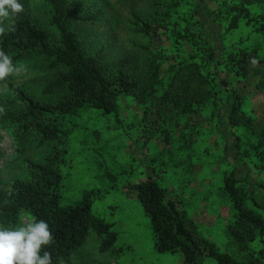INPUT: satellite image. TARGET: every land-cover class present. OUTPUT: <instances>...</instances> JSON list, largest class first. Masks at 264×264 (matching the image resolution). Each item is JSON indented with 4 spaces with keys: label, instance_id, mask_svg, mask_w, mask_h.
Here are the masks:
<instances>
[{
    "label": "rangeland",
    "instance_id": "obj_1",
    "mask_svg": "<svg viewBox=\"0 0 264 264\" xmlns=\"http://www.w3.org/2000/svg\"><path fill=\"white\" fill-rule=\"evenodd\" d=\"M29 1L36 8L35 15L46 21L49 8L43 7V0ZM222 1L134 0L130 7L118 0H90L93 9L103 2L106 12H115L120 20L114 54L129 52L133 40L150 45L152 53L142 51L139 55L144 64L161 63L164 67L183 61L202 63V75L208 80H204L203 89L212 87L221 106L216 108L212 99H206L198 111L177 114L171 107H160L154 95L140 103L120 93L117 109L110 114L83 107L75 114L58 116V123L68 133L59 161L60 202L74 204L90 192L93 213L116 233L110 250L97 253L89 243L76 264H186L180 252H158L154 248L149 219L134 186L148 178L181 201L198 231L221 252L244 263L261 248L264 251V239L248 244L249 254L231 237L234 211L223 190L224 176L234 171L238 184L246 189V204L264 218V169L256 167L254 149L264 134V89L260 86L264 77V33L257 30L256 23L245 19L237 28L228 29L230 15ZM131 8L152 22L149 15L155 13L157 23H162L154 43L145 36L119 31ZM261 11L258 5L250 8L253 16ZM159 14L164 15L158 18ZM105 29L95 30L99 33ZM177 32L184 37L177 38ZM211 49L212 61L205 63ZM241 49L251 52L257 61L250 65L248 77L239 79L229 57ZM30 71L33 75V69ZM32 75L24 69L11 81H0V97L14 98L19 89L35 90L40 81ZM206 76L214 78L213 82ZM159 78L156 96L169 81L163 72ZM233 89L243 96L241 109L250 119L248 126L231 128L226 121L225 96ZM233 134L239 138L238 148ZM0 149V180L8 182L23 176L24 157L15 151L11 134L2 129ZM47 150L32 145L26 157L39 158ZM20 222L27 225L31 219L22 213ZM203 262L216 264L210 257Z\"/></svg>",
    "mask_w": 264,
    "mask_h": 264
},
{
    "label": "trees",
    "instance_id": "obj_2",
    "mask_svg": "<svg viewBox=\"0 0 264 264\" xmlns=\"http://www.w3.org/2000/svg\"><path fill=\"white\" fill-rule=\"evenodd\" d=\"M118 1L134 6V0ZM21 3L24 11L13 18L14 30L0 36V49L12 56L14 63L23 65L30 75L33 69L32 76L40 82L32 92L19 89L14 98L0 97V129L11 134L15 151L24 157L25 163L23 176L8 182L0 180V227L22 226V213H26L31 222L43 219L49 223L54 236L53 243L46 248L52 254L53 264H76L89 243L97 253L110 250L116 233L109 223L93 213L90 192L74 204L60 202L59 161L68 133L58 123V116L75 114L83 107L110 114L117 109L120 93L140 103L154 95L160 107H171L177 114L198 111L206 99H212L218 108L221 99L212 87L203 89L206 79L202 75V63L183 61L164 67L161 63L144 64L139 55L142 51L152 53L150 45L133 40H130L129 52L120 50L114 54L120 20L115 12H106L103 2L93 9L90 0H43V7L49 8L46 21L35 15L33 9L36 8L29 0H21ZM222 3L230 15L228 29L237 28L245 19L256 23L257 30L264 33V0H223ZM255 5L262 11L253 16L250 8ZM128 12L129 18L119 31L145 36L154 43L159 29L163 28L162 23L155 20L156 14L149 15L152 22L134 8ZM98 27L109 30L97 33ZM176 37L184 36L177 32ZM213 53L211 49L205 63L212 61ZM229 61L235 67L236 77L241 79L248 77L250 65L257 60L251 52L241 49L233 53ZM162 72L168 75L169 81L162 94L156 96ZM12 79L10 76L4 81ZM262 80L260 86L264 89V77ZM228 92L225 96L227 123L231 128L250 125V119L241 109L243 96L235 89ZM233 137L238 148L239 138L235 134ZM32 145L48 150L39 158L26 157ZM254 149L256 167L263 170L264 134ZM2 155L0 149V158ZM134 186L149 219L154 248L158 252H180L186 264H205V257L212 258L216 264H264L262 248L244 263L221 252L198 231L181 201L170 196L154 179L148 178ZM223 190L234 211L230 235L250 251L248 244L264 239V218L246 204V189L238 184L234 171L224 176Z\"/></svg>",
    "mask_w": 264,
    "mask_h": 264
},
{
    "label": "clouds",
    "instance_id": "obj_3",
    "mask_svg": "<svg viewBox=\"0 0 264 264\" xmlns=\"http://www.w3.org/2000/svg\"><path fill=\"white\" fill-rule=\"evenodd\" d=\"M23 11L21 0H0V36L14 30L13 18ZM23 70V65L14 63L13 57L0 49V81ZM53 241L49 223L43 219L0 227V264H53L52 254L46 250Z\"/></svg>",
    "mask_w": 264,
    "mask_h": 264
}]
</instances>
